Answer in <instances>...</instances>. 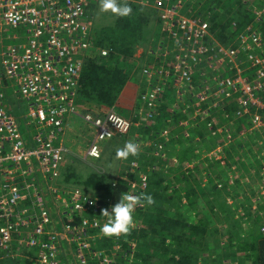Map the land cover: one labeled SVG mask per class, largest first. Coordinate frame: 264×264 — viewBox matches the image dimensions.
Returning a JSON list of instances; mask_svg holds the SVG:
<instances>
[{
	"label": "built area",
	"instance_id": "built-area-1",
	"mask_svg": "<svg viewBox=\"0 0 264 264\" xmlns=\"http://www.w3.org/2000/svg\"><path fill=\"white\" fill-rule=\"evenodd\" d=\"M117 1L151 8L166 39L155 56L147 52L156 62L141 67L143 89L137 87L135 97L140 124L151 120L171 81L176 99L193 101L190 120L198 118L212 130L218 123L214 113L233 104V118L245 119L250 131L259 133L257 145L264 146V41L256 27H246L235 46L224 45L212 36L204 18L190 14L201 0ZM92 2L96 0H0V29L4 25L11 31L5 37L0 31V260L64 264L60 243L74 257L71 264H89L98 254L94 242L103 236L100 227L107 218L101 211L110 209L109 199L99 201L78 188L56 184L62 162L74 154L64 138L70 121H79L87 138L82 150L74 149L73 157L83 161L101 158L103 143L125 136L131 125L115 105L101 113L78 106L82 61L93 47ZM261 15L264 10L256 18ZM97 49L101 56L108 54L105 48ZM12 98L18 107L13 108ZM186 101H175L172 108L187 109ZM230 138L227 132L225 140ZM129 185L126 193L140 198L134 208L142 207L143 193ZM52 207L59 218L56 224ZM87 212L100 216L88 220ZM76 217L79 221L72 224ZM133 223L130 230L138 231V221ZM102 261L112 264L106 256Z\"/></svg>",
	"mask_w": 264,
	"mask_h": 264
},
{
	"label": "trees",
	"instance_id": "trees-1",
	"mask_svg": "<svg viewBox=\"0 0 264 264\" xmlns=\"http://www.w3.org/2000/svg\"><path fill=\"white\" fill-rule=\"evenodd\" d=\"M126 4L131 9L126 16L102 10L101 0L89 5L93 47L82 61L76 97L87 110L112 105L126 109L132 116L130 130L119 139L103 143V155L96 161L69 155L60 166L56 182L68 188L77 187L97 200L109 199L111 205L128 192L132 182L134 189L143 193L142 207L133 208L141 227L136 232L129 230L116 236L115 242L103 236L97 238L93 249L98 254L89 264H104L103 256L109 257L112 264H226L228 260L233 264H264V231H261L264 199L253 201L255 190L252 189L249 195L242 193L238 201L230 192L233 187L227 183V175H232L234 182L237 173L251 180L264 169L260 150H255L259 133L251 132L245 119L233 118L236 106L232 104L221 114L214 113L222 129L223 140L219 142L216 133H212L218 127L213 126L210 131L204 121L190 120L194 112L192 100L186 101L190 104L187 109L172 108L171 81L165 86L162 103L154 109L151 120L140 124L136 117L140 104L134 94L137 87L143 89L139 78L144 58H134V52L155 44L156 34L159 33L160 40L164 35L158 32L159 24L151 8ZM195 10L190 14L204 18L212 35L224 45L235 46L238 36L250 25L259 30L264 41V15L256 18L264 10V0H203ZM97 48L107 49L108 54L101 56ZM147 60L153 62V56ZM137 62L141 64L136 66ZM185 120L187 124L181 125ZM226 129L232 139L223 143ZM163 131H167L166 135ZM129 141L137 145L136 154L116 157V150ZM244 143L249 147L245 148ZM216 147V156H206ZM202 154L206 157L201 158ZM198 168L203 170V177L194 175ZM220 193L229 196L233 206L223 198L218 205L216 199ZM147 195L152 197V204L144 201ZM237 209L243 212L239 217L245 219L243 223L254 228L253 235L246 231L248 226L242 231L239 225L211 224V214H221L224 221L239 223L235 219ZM78 221L76 217L70 222ZM5 259L9 264H27L22 258Z\"/></svg>",
	"mask_w": 264,
	"mask_h": 264
},
{
	"label": "rangeland",
	"instance_id": "rangeland-1",
	"mask_svg": "<svg viewBox=\"0 0 264 264\" xmlns=\"http://www.w3.org/2000/svg\"><path fill=\"white\" fill-rule=\"evenodd\" d=\"M202 1L203 0H201V3L200 4H202ZM200 6V5H199ZM159 29V31L158 32H160V27L158 28ZM0 31H1V33H2V35H3V37H5L7 34H9V33H11V31L9 30V27H7V26H4V25H2V27H1V29H0ZM212 34V33H211ZM157 36L156 37H158V40H157V42L155 43V44H153V45H151V46H147L148 47V49H150V52L151 53H154V56H155V54L157 53V48H159L160 49V47H161V49H164L165 48V46H166V43H164L165 42V37L164 36H162V39L160 40V36H159V33L158 34H156ZM216 39V38H215ZM217 40V39H216ZM218 41V40H217ZM219 42V41H218ZM164 43V44H163ZM149 45V44H148ZM155 45H157L156 47H155ZM160 47H159V46ZM140 49H136V51L134 52V54H135V56L136 57H141V59H142V57L144 58V61L143 60H141L142 61V63L143 64H147V63H150L148 60H147V58H148V56H150V54L149 53H147V52H149V51H147L148 49H144V51H143V49H142V47H139ZM141 51H143V53L141 54ZM152 55V54H151ZM139 57V58H140ZM140 63V62H139ZM138 62L136 63V66H138V64H139ZM141 64V63H140ZM138 68V67H137ZM137 68H134L133 70H135V69H137ZM136 73V72H135ZM134 73V74H135ZM127 83H131V82H127ZM132 83H133V81H132ZM7 93L9 92V91H6ZM173 103L176 101V102H178V103H182V102H185L186 100L185 99H182V100H179V99H176V97H175V94L173 93ZM162 99V98H161ZM162 103V101L160 102V104ZM172 103V104H173ZM160 104H158V106L160 105ZM171 104V105H172ZM11 105L13 106V108H15V107H18L20 104L18 103V102H16L13 98L11 99ZM78 106L81 108V110H83V111H85V112H89V113H101V112H103L107 107H99V108H94V107H91V109H89V110H87L86 108H84V105H82L80 102H78ZM116 106V105H115ZM116 108H117V110H118V106H116ZM130 120H131V118H132V116H127ZM218 123L215 125V129L218 127ZM187 126H189V125H187ZM186 126V127H187ZM205 127H206V129H209L210 128V126H207V123H205ZM225 129V128H224ZM210 130V129H209ZM221 128H217L216 129V132H212L213 134L214 133H216V137H217V139H218V141L220 142L221 140H223V135H222V133H221ZM20 131L21 132H24V127H23V125H20ZM83 131H84V129H82V125H80V122L78 121H70L69 122V125H68V128H67V130H66V133H65V136H64V138H66V139H68V143L70 142V149L73 151V156H75V157H77L76 156V151L74 150L75 149V147H77L76 149L77 150H82L83 148H84V145H85V141L87 140V138H85L82 134H84L83 133ZM211 131V130H210ZM189 132H190V130H189ZM226 132H227V129H226ZM226 136V135H225ZM244 136V138L246 137L245 135H243ZM224 139H225V137H224ZM232 138H230V140H231ZM84 140V141H83ZM223 143H225V141L223 142ZM245 148H247V147H249V145L248 144H245L244 143V145H243ZM103 149H104V146L102 145V155H103ZM217 149H218V147H216V148H214V149H210V152L209 153H207L206 154V156H208V157H214V155H213V153H215L216 155H217ZM255 150H260L259 151V155L261 156V157H263V160H262V162H263V164H264V146L262 145V147H256V149ZM221 151V147L219 148V152ZM70 156H72V155H70ZM72 156V157H73ZM205 156V154H202L201 155V158H204V157H206ZM74 157V158H75ZM89 162H93V161H89ZM101 164V163H100ZM95 166H97V165H95ZM231 167L230 168H233L234 166L231 164L230 165ZM106 168L105 167H103V170H105ZM34 170H35V172H39V169H38V167L35 165L34 166ZM234 171H235V168L233 169ZM253 171V170H252ZM254 173V171L252 172V174ZM194 175L195 176H199V177H203L204 176V172H203V170L202 169H200V168H198V170L196 171V172H194ZM237 175L238 176H235L236 178H234V179H236V181H237V183H236V181L234 182L233 181V178H231V176L232 175H227V177L229 176V181L227 182L230 186H232L233 188V190H231L230 192H231V194L235 197V199H237L238 201H239V198L241 199L242 198V193H246V192H248L246 195H249L250 194V190H252V189H254L255 191H254V193H255V196L256 195H258L257 197H255L254 196V198L252 199L253 201H255L256 200V198H261V199H264V169H261L260 170V172H259V176H255L256 177V179L255 178H253V179H247V178H243L244 176H239V173H237ZM170 176L171 175H169L167 178H170ZM226 177V178H227ZM57 184V183H56ZM58 185H60V184H58ZM75 188H77V187H75ZM255 188H257V189H255ZM79 189V188H78ZM259 193V194H258ZM225 200H228L229 201V203H231V201L229 200V196H225V197H223V194H221L220 193V197L218 198V199H216L217 200V204L219 205V203L221 202V200H223V199ZM220 199V200H219ZM230 205H232L233 206V203H231ZM263 207H264V204H263ZM217 209V212H219L220 210L218 209V207L216 208ZM253 211V210H252ZM214 212H216L215 210H214ZM241 214H243V212H242V210H240V209H237L236 210V217H235V219H237L238 218V220H239V223H235V222H232L231 223V221L230 220H225L224 221V218H223V216L221 215V214H218V215H213V214H211L212 215V217H213V219H212V222H211V224H217V223H220V225H223L224 224V222L225 223H227V224H233V225H235L236 227L238 226V228L240 229V230H242L243 231V229L244 228H246V226H248V225H246L247 223H243V221H245V219L244 218H239L240 217V215ZM133 216H132V219H133V222L135 221V220H137L136 218H135V216H134V213L132 214ZM261 215V214H260ZM84 216L88 219V220H90V219H92L93 217H98V216H100L98 213H93V212H87V213H84ZM241 221V222H240ZM132 225H134V223H132ZM131 225V226H132ZM246 231L248 232V234L249 235H253V231H254V228L252 229V227H247V229H246ZM261 231H264V225L262 226V228H261ZM59 242V241H58ZM95 243V242H94ZM64 243H60V247H59V253H60V256H59V259H60V261L62 262V263H64V264H67V262H68V260H69V256L71 255L72 256V254H70V252L68 251V249L66 248V247H63V246H61V245H63ZM15 250H16V248H15ZM21 252L23 253V252H25L24 250H21ZM205 258L207 257V256H204ZM71 259H73L74 260V257L72 258L71 257ZM24 261V260H23ZM10 262H9V260H5L2 264H9ZM226 264H233L232 263V261L231 260H228L227 262H225ZM236 263H238V261H236ZM1 264V263H0ZM68 264H71L70 262H68ZM200 264V263H199Z\"/></svg>",
	"mask_w": 264,
	"mask_h": 264
},
{
	"label": "clouds",
	"instance_id": "clouds-1",
	"mask_svg": "<svg viewBox=\"0 0 264 264\" xmlns=\"http://www.w3.org/2000/svg\"><path fill=\"white\" fill-rule=\"evenodd\" d=\"M101 9L111 11L118 16H126L131 9L126 3H118L117 0H101ZM137 145L131 141L126 142L122 148L116 150V157L126 158L128 155H135ZM140 198L138 196L124 193L110 209H103L101 213L107 218L106 222L101 225L100 232L105 237L118 236L127 234L133 223L132 210ZM147 204H152L153 200L150 195L143 197Z\"/></svg>",
	"mask_w": 264,
	"mask_h": 264
},
{
	"label": "crops",
	"instance_id": "crops-1",
	"mask_svg": "<svg viewBox=\"0 0 264 264\" xmlns=\"http://www.w3.org/2000/svg\"><path fill=\"white\" fill-rule=\"evenodd\" d=\"M213 36V35H212ZM214 37V36H213ZM215 38V37H214ZM137 49H140V48H137ZM137 92V91H136ZM136 92H135V94H134V96L136 97ZM135 100V99H134ZM118 113L119 114H121V115H124V116H129L130 114H129V111H127L126 109H123V108H119L118 107ZM225 142H227V141H225ZM77 147H75V149H76ZM77 150V149H76ZM48 201H49V199H48ZM49 203V202H48ZM51 216H52V221H53V224H56L58 221L57 220H59V218L57 217V215H56V213H55V210H54V207H52V212H51ZM138 221V220H137ZM138 223H139V226L141 227V222L140 221H138ZM53 226V225H52ZM135 232H136V230H135ZM114 242V241H113ZM205 256H207V254H205ZM7 259H10V260H13V258H7ZM15 259H17V258H15ZM71 259V255L69 256V260L68 261H71L70 260ZM4 260H6V259H4Z\"/></svg>",
	"mask_w": 264,
	"mask_h": 264
}]
</instances>
